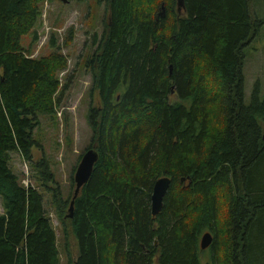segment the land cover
Returning <instances> with one entry per match:
<instances>
[{
  "label": "trees",
  "instance_id": "1",
  "mask_svg": "<svg viewBox=\"0 0 264 264\" xmlns=\"http://www.w3.org/2000/svg\"><path fill=\"white\" fill-rule=\"evenodd\" d=\"M248 1L183 0L177 15L175 0H104L87 63L98 98L87 149L97 159L64 216L74 264H264V94L255 85L244 105L240 70L264 21ZM43 2L0 0V264H58L40 194L8 167L11 152L29 157L36 117L53 116L69 84L57 77L64 56L32 58L20 45L26 34L35 41ZM160 177L170 182L151 216ZM70 197L55 191L52 201L60 210Z\"/></svg>",
  "mask_w": 264,
  "mask_h": 264
},
{
  "label": "rangeland",
  "instance_id": "2",
  "mask_svg": "<svg viewBox=\"0 0 264 264\" xmlns=\"http://www.w3.org/2000/svg\"><path fill=\"white\" fill-rule=\"evenodd\" d=\"M40 17L31 34L20 39L30 57H45L56 52L66 59L63 71L57 73L61 85L69 81L59 98L51 117L38 115L31 129L34 145L29 157L17 152L8 155V167L23 187L36 190L42 199V207L55 236L58 264H74L76 241L70 234L64 216L67 205L57 210L52 201L55 191L65 200L73 189L72 176L80 155L88 148L91 132L86 122L88 106H98L95 90H91L88 60L95 45L93 36L99 37L106 20L104 0H44L40 4ZM248 13L257 21H264V0H249ZM50 39L54 40L53 48ZM242 101L246 105L257 85L259 97L264 94V25L242 48ZM50 175L49 180L44 177ZM225 201L219 200V216L223 215ZM59 215L63 223L59 220ZM2 214L0 206V215ZM202 262L207 261V252Z\"/></svg>",
  "mask_w": 264,
  "mask_h": 264
},
{
  "label": "water",
  "instance_id": "3",
  "mask_svg": "<svg viewBox=\"0 0 264 264\" xmlns=\"http://www.w3.org/2000/svg\"><path fill=\"white\" fill-rule=\"evenodd\" d=\"M183 8V0H175V10L177 15L180 13V10ZM164 16L163 5L160 4L158 7V11L155 15L156 18H162ZM97 159V154L93 149H86L81 155L80 158L75 166L73 176H72V183H73V190L71 193L70 200L68 202L67 213L65 218L71 217L72 211V204L74 198L77 196L79 189L82 185L85 184L87 181L93 164ZM170 180L167 177H160L156 179L152 186L151 192L149 196V210L151 216H155L159 213L161 209L162 199L165 195ZM212 237L208 232L203 233L198 242L199 250H205L211 243Z\"/></svg>",
  "mask_w": 264,
  "mask_h": 264
},
{
  "label": "crops",
  "instance_id": "4",
  "mask_svg": "<svg viewBox=\"0 0 264 264\" xmlns=\"http://www.w3.org/2000/svg\"><path fill=\"white\" fill-rule=\"evenodd\" d=\"M201 251H203V250H201Z\"/></svg>",
  "mask_w": 264,
  "mask_h": 264
}]
</instances>
